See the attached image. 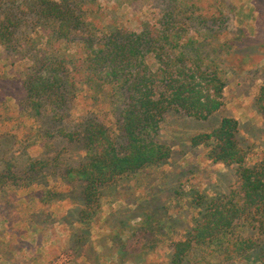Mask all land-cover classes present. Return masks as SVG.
<instances>
[{"label": "trees", "instance_id": "16d2710c", "mask_svg": "<svg viewBox=\"0 0 264 264\" xmlns=\"http://www.w3.org/2000/svg\"><path fill=\"white\" fill-rule=\"evenodd\" d=\"M86 1L94 2L34 0L27 10L17 6L0 11V45L15 60L12 65L25 67L16 83L26 93L17 99L18 118L0 113V124L15 123L1 134L0 144L20 145L24 153L0 155V193L7 197L9 189L43 183L44 169L58 172L63 165L62 179L82 185L78 222L83 227L99 215L110 188L140 174L150 176L170 164L174 155L185 157L161 142V123L171 113L208 120L223 107L227 86L220 63L204 49L210 37L219 42L226 32L222 1L152 0L161 28L144 22L138 31L120 24L107 27L101 7L87 9ZM93 12L94 18L104 17L101 24L87 21ZM179 15L184 19L178 21ZM179 23L190 26L203 42L183 37ZM38 30L42 36L32 38ZM103 99L111 108L101 120ZM75 100L95 104L90 110L82 108L84 116L66 128L67 110ZM256 105L264 119V86ZM42 107L50 108L52 116ZM23 118L36 122L30 129L34 136L16 140L13 129H22ZM239 132V121L224 117L211 132L191 138L192 148L207 149L208 161L234 167L236 185L228 193L215 190L213 196L194 188L175 189L173 193L195 213L191 228L174 241L169 233L172 221L155 212L147 217L151 222L132 231L142 235L144 248L171 244L169 264H264V156L250 163L258 154L241 143ZM54 139L81 146L79 161ZM37 144L44 154L29 156L28 149ZM20 166L23 169L16 171ZM152 192L148 190V196ZM157 216L158 221L152 219ZM77 239L86 241L82 234Z\"/></svg>", "mask_w": 264, "mask_h": 264}, {"label": "rangeland", "instance_id": "374dc122", "mask_svg": "<svg viewBox=\"0 0 264 264\" xmlns=\"http://www.w3.org/2000/svg\"><path fill=\"white\" fill-rule=\"evenodd\" d=\"M220 1L226 17V32L219 42L214 39L216 37H210L204 49L212 53L210 57L220 63L225 73L224 105L206 121L171 113L161 123V142L171 146L174 153L183 151L185 157L177 159L174 155L170 164L150 176L140 174L138 178L110 188L107 191L110 202L104 199L99 215L87 227L78 222L84 204L82 185L77 180L68 183L62 179V172L66 169L63 165L60 170L57 168L58 172L54 167L44 169L46 173L40 174L43 183L9 189L7 197L0 193V264H169L171 244L149 250L144 248L142 235L132 231L145 221L151 222L147 217L156 212L158 216L172 221V229H168L171 239L179 241L191 228L195 213L173 191L188 192L194 188L213 196L215 190L228 193L237 182L234 167L208 161L207 149L203 146L192 148L191 138L211 132L224 117H232L240 123L241 143L258 154L249 162L261 160L264 156V119L257 111L256 99L264 86V0ZM33 2L0 0V11H7L9 7L16 9L17 6L27 10ZM94 6L101 7L102 14L107 15L103 22L105 25L109 23L107 27L120 24L138 31L141 24L149 22L161 28L159 10L152 0H94L92 5L86 1L87 9L93 10ZM94 16L93 12L87 21L95 26L96 23L101 24L104 17ZM31 18L34 16L31 15ZM183 19V16H178V21ZM181 27L183 37L203 42L201 38L197 39L190 26ZM40 30L36 31L37 34L32 33V38L42 36ZM6 50L0 45V113L18 118L17 99L26 93L16 82L22 79L20 73H25V67L22 64L12 65L15 60ZM94 104L92 100L74 102L67 110L68 116L63 125L67 128L76 124L84 116L82 108L90 110ZM101 106L104 107L98 116L103 120L111 107L104 99L99 109ZM42 109L52 116L50 108ZM22 122V129H13L16 140L34 136L30 129L36 122L30 118H23ZM14 124H0V136ZM53 141L59 148L69 147L70 157L75 162L79 161L78 154H83L80 153L81 146L68 144L66 139ZM19 150L20 145L0 144V155L11 151L14 156L21 157L24 153ZM27 152L34 158L44 154L38 144L31 146ZM3 159L0 157V161ZM22 169L20 166L16 171ZM147 182L151 183L150 187ZM148 190L153 191L149 196ZM158 216L152 219L158 221ZM31 224H37L35 226L46 233L43 241L38 236L41 232L30 235ZM81 234L86 241L77 239ZM125 251L127 256L123 254Z\"/></svg>", "mask_w": 264, "mask_h": 264}, {"label": "crops", "instance_id": "0c3cea01", "mask_svg": "<svg viewBox=\"0 0 264 264\" xmlns=\"http://www.w3.org/2000/svg\"><path fill=\"white\" fill-rule=\"evenodd\" d=\"M37 226V224H31L29 227H30V235H33V233L34 232H36V231H38V232H41V235H38V236H41V240L43 241L44 240V238H43V236L46 234V233H43L42 231H43V229H41V230H39L36 226ZM44 228V227H43ZM37 236V237H38ZM31 237H33V236H31ZM37 240H38V238H37ZM44 245V244H43Z\"/></svg>", "mask_w": 264, "mask_h": 264}]
</instances>
